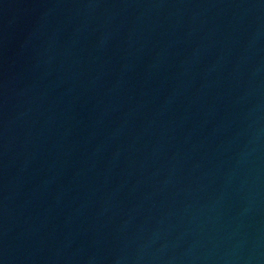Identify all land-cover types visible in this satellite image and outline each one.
Listing matches in <instances>:
<instances>
[{
    "label": "water",
    "instance_id": "1",
    "mask_svg": "<svg viewBox=\"0 0 264 264\" xmlns=\"http://www.w3.org/2000/svg\"><path fill=\"white\" fill-rule=\"evenodd\" d=\"M0 264H264V0H37Z\"/></svg>",
    "mask_w": 264,
    "mask_h": 264
}]
</instances>
